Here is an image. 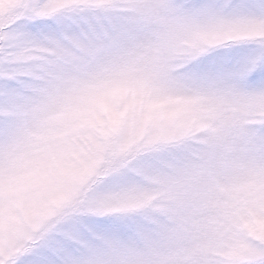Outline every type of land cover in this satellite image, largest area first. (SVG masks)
I'll return each mask as SVG.
<instances>
[{
  "label": "snow or ice",
  "instance_id": "snow-or-ice-1",
  "mask_svg": "<svg viewBox=\"0 0 264 264\" xmlns=\"http://www.w3.org/2000/svg\"><path fill=\"white\" fill-rule=\"evenodd\" d=\"M0 264H264V0H0Z\"/></svg>",
  "mask_w": 264,
  "mask_h": 264
}]
</instances>
